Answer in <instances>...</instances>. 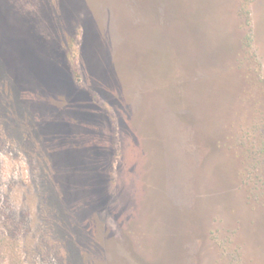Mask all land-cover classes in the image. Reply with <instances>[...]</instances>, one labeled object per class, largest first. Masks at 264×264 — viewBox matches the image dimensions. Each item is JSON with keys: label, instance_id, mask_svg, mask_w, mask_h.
<instances>
[{"label": "rangeland", "instance_id": "1", "mask_svg": "<svg viewBox=\"0 0 264 264\" xmlns=\"http://www.w3.org/2000/svg\"><path fill=\"white\" fill-rule=\"evenodd\" d=\"M0 264H264V0H0Z\"/></svg>", "mask_w": 264, "mask_h": 264}]
</instances>
